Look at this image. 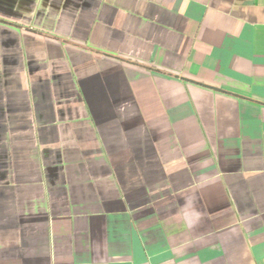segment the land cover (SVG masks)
<instances>
[{"label": "crops", "instance_id": "obj_1", "mask_svg": "<svg viewBox=\"0 0 264 264\" xmlns=\"http://www.w3.org/2000/svg\"><path fill=\"white\" fill-rule=\"evenodd\" d=\"M0 264H264V0H0Z\"/></svg>", "mask_w": 264, "mask_h": 264}]
</instances>
